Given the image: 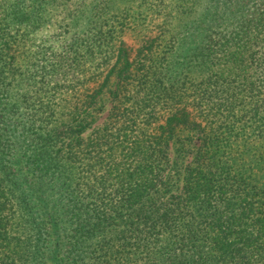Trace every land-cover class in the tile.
Instances as JSON below:
<instances>
[{"label": "trees", "instance_id": "1", "mask_svg": "<svg viewBox=\"0 0 264 264\" xmlns=\"http://www.w3.org/2000/svg\"><path fill=\"white\" fill-rule=\"evenodd\" d=\"M120 1L34 93L7 35L74 0H0V264H264V0Z\"/></svg>", "mask_w": 264, "mask_h": 264}, {"label": "rangeland", "instance_id": "2", "mask_svg": "<svg viewBox=\"0 0 264 264\" xmlns=\"http://www.w3.org/2000/svg\"><path fill=\"white\" fill-rule=\"evenodd\" d=\"M144 0H123L120 1L119 5L122 7L126 4L134 3V6H138L137 10H142L141 18L137 22L136 29H128L124 32V36L127 39L132 41H137L140 39V35L144 34L145 28L147 26V18L151 15L150 8H148L147 3L143 2ZM169 1V0H167ZM96 0H74V2L67 4L66 6L53 7L50 6L51 11L48 15V20L45 21L41 26L36 29H31V31L25 35L26 40L21 41V35L24 29L18 31L17 27H14L10 33H8L6 40H18L19 44L16 46L12 45L13 50L9 52H13L16 50L17 52L21 51L22 53H17V60L14 62L17 66L19 72V78L26 79L30 77V86L36 93L37 90V80L40 77V65L41 64H49L48 67L52 66V63L57 61V57L64 49L65 41L69 39V36L73 32H77L79 35L86 32L88 29V20L93 15L92 7L95 4ZM144 3V4H143ZM143 4L142 7H139ZM201 9V10H200ZM84 11L77 25H75V21L73 18L80 12ZM203 11L202 5H198V13ZM94 16V15H93ZM70 23V25H69ZM136 25V23H134ZM71 31V33L66 31ZM65 40V41H64ZM3 46V42L0 41V47ZM191 46V44L189 45ZM51 52V53H50ZM12 53L8 55V59H10ZM30 59L27 61V57ZM263 83L256 82L255 83V93L257 95L264 94L263 88L260 86ZM17 81L15 80L12 84V91L16 93ZM32 101V100H31ZM27 105L25 108H22L21 112H24L28 109ZM108 109L101 115L98 121L93 125V127L99 126L108 115ZM92 127V129H93ZM91 129V130H92ZM89 130V131H91ZM20 163L17 164V168L20 167ZM21 166H24L23 164ZM19 171H22L20 168ZM23 172V171H22ZM21 173V172H20ZM28 172L25 173L27 175Z\"/></svg>", "mask_w": 264, "mask_h": 264}]
</instances>
